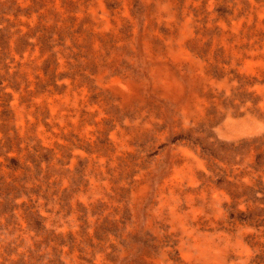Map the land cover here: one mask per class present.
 I'll return each mask as SVG.
<instances>
[{"label":"rangeland","instance_id":"374dc122","mask_svg":"<svg viewBox=\"0 0 264 264\" xmlns=\"http://www.w3.org/2000/svg\"><path fill=\"white\" fill-rule=\"evenodd\" d=\"M0 264H264V0H0Z\"/></svg>","mask_w":264,"mask_h":264}]
</instances>
